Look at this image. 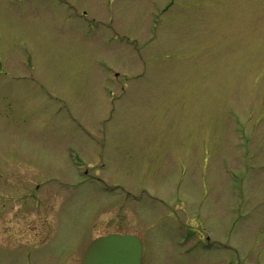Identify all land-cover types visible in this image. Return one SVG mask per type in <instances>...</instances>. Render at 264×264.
Instances as JSON below:
<instances>
[{"label":"rangeland","instance_id":"1","mask_svg":"<svg viewBox=\"0 0 264 264\" xmlns=\"http://www.w3.org/2000/svg\"><path fill=\"white\" fill-rule=\"evenodd\" d=\"M264 264V0H0V264Z\"/></svg>","mask_w":264,"mask_h":264},{"label":"water","instance_id":"2","mask_svg":"<svg viewBox=\"0 0 264 264\" xmlns=\"http://www.w3.org/2000/svg\"><path fill=\"white\" fill-rule=\"evenodd\" d=\"M142 244L133 235L110 234L95 239L83 264H141Z\"/></svg>","mask_w":264,"mask_h":264}]
</instances>
